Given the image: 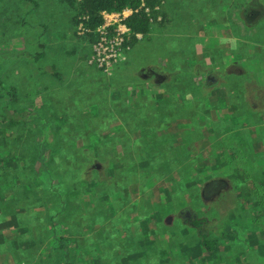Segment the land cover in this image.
<instances>
[{"label":"rangeland","instance_id":"obj_1","mask_svg":"<svg viewBox=\"0 0 264 264\" xmlns=\"http://www.w3.org/2000/svg\"><path fill=\"white\" fill-rule=\"evenodd\" d=\"M165 2L170 10L168 15L170 20H165L161 24H151L155 32L139 36L140 40L137 39L132 47L123 49V57L119 58L118 63L116 62L118 65L113 69L114 64H112L106 70L93 60L95 55L93 47L99 36H96L95 41L90 45L84 38H80L83 29L78 25L74 31L71 22L73 11L64 2L0 0V88L7 89H0V94L6 100L18 99V102L10 103L8 107L12 108V112L13 109L25 108L24 115H35L38 112L39 117V120L27 123L26 126H15L17 129L15 140L19 135L23 138L31 136L28 134L31 132L28 127L32 128L34 125L46 126L53 133L58 129L68 130L70 134L67 135L73 137L74 146L79 148L86 144L82 149L84 157L76 163L64 161L63 155H54L56 169L52 167L51 171L55 173L56 170L60 171L63 168L72 170V176L79 175V181L85 180L88 184L91 180H96L94 177L99 173L98 181L100 175L107 178L108 185L105 187L107 189L113 179L106 175L108 172L105 169L109 167L107 164L109 161L103 160L104 151L101 152L97 147L99 144L97 141L108 133L109 136L116 138L114 145L121 153L119 142L124 139L133 140L137 134L140 135L142 130L139 126L140 122L145 121L147 125L144 129L149 130L151 135L135 138L139 146V152L136 153L138 162L157 161L153 164L155 172L154 174L147 172L145 174L148 175L138 177L134 184L127 186L130 195L124 203V212L118 207L116 199L119 196L118 191L114 194L110 192L116 216H129L131 218L128 221L129 229L137 236H142L140 226L132 218L142 210L143 206L157 201L164 189H169L166 176L158 174L161 164L166 159L174 162L179 159L183 164L179 166L182 167L179 173L189 174L187 175L189 184H174L177 194L171 195L173 202L178 206L176 217L165 218V224L160 228L164 235L157 242V247L147 251L142 264H158L156 251L160 253L163 250L167 252L177 250L178 253L182 252L186 255L180 257V261L174 259V264H264V152L262 151L264 129L244 131H240L241 128L231 129V127L264 123V103L261 107V104L252 101L250 96L253 94L251 87L254 88V93L257 88H264V25L263 27L257 25L259 29L251 37L252 43L247 50L250 51L248 55L242 57L237 55V58H243L238 61L239 65L232 61L231 64L226 63L227 58H224V54H228L226 50L228 44L223 45L225 49H221V63L225 65L220 68V72H216L214 81L210 80L208 86L199 80L201 83L196 87L193 83V79L196 78L193 44L191 41L185 44L184 41L188 40L185 31L198 28L188 26L187 21L201 23L206 20L205 11L211 13L216 22L220 21V7H225V2L219 3L216 0H165ZM127 15L129 11L124 10L118 15L106 16V21L112 25H120V30L123 31L121 19ZM108 39L111 40V37ZM205 42L207 43V39ZM185 47L189 48L183 53ZM217 51L218 48L215 47L209 49L208 53ZM148 66L169 73L170 75L165 76L167 81L176 83L179 88L189 87L196 95L187 102L179 97L184 96V93L177 91L174 94L177 108L182 111L180 116L184 120L183 125L180 123L178 127L177 123L171 120L168 110L173 111L174 100L170 96L160 98V102L156 101L157 105L153 111H151L152 105L138 107V110H135L137 101L132 98L135 93V82L141 81L138 72ZM204 71L213 74L212 70ZM148 74L150 73L147 72L141 79L149 78ZM123 82L125 90L122 88ZM148 83L142 95H148L153 88L152 79ZM168 83L163 85L166 86ZM10 87L14 89L15 97L12 96ZM218 89L221 91H217ZM217 93L220 95L217 96ZM153 96L151 95L150 98ZM151 100L150 102L154 103V100ZM177 113L176 111L175 114ZM40 129L44 128L39 126ZM94 131L101 137L95 135ZM48 138L52 139L51 132ZM156 140L165 141V144L156 147ZM174 140L178 144L175 145ZM93 142L95 143L92 144ZM187 142H190L191 146H188ZM62 144L58 143V145ZM54 145H56L55 141ZM180 145H186V150L191 151L192 154L181 155L175 151L174 148ZM17 147L22 153L25 152L24 146L16 143L6 150L8 153L1 152L2 158L6 159L4 166L8 182H11L12 174L22 166L23 162L29 164L31 162L28 158L22 157ZM249 150L253 154L247 155ZM38 156L40 151H35L34 157ZM151 156L155 157L149 159ZM67 162L69 165L65 167ZM219 169L221 171H218ZM235 169L237 171H234ZM95 172L97 173L94 174ZM19 173L32 174V171L30 168L19 169ZM221 173L229 177L225 179L232 182L233 188L224 191L220 199L214 195L202 196L200 191L207 176L214 177V174ZM152 177L162 182H153ZM194 177L197 180L189 182ZM1 180L0 176V182ZM39 180L35 175V181L39 182ZM143 184H146V188L142 187ZM19 188L22 189L21 186ZM7 189L3 195L9 193ZM98 190L99 188L97 194ZM244 195H248V199L244 198ZM90 200V196H82L83 208L87 207V202ZM237 201L241 204L244 202L245 209ZM185 209L187 211L184 214ZM27 212L32 214L41 212L40 215L43 216L44 211L42 208L32 207ZM194 218L201 221H193V226L200 223L202 227L207 225L201 233L191 228V225L185 224V219L191 224ZM7 220L8 218L3 219L2 222ZM251 220L253 222L251 225L243 222ZM214 223L216 226H212ZM107 226V231L113 239H122V231L112 226L111 222H108ZM37 229L40 235V227L38 226ZM82 229L84 230L85 227ZM98 230L96 227L92 231L85 229L75 236L69 237L68 233L62 236L64 239L67 238L66 244L72 249L78 242L84 244H89L90 241L98 242ZM229 231L233 233L229 234V238L220 234L223 233L224 236L227 235L224 232ZM0 235H4L7 242L37 237L32 234L28 237L13 226L0 228ZM45 235L42 234L44 238V243L41 242L42 248L46 241L55 238ZM86 239L89 242H86ZM72 240H75V243L69 244ZM199 241L203 245L197 251L195 248ZM219 242H226L228 247L220 245L221 250L214 251L215 243L219 244ZM8 247L10 246L6 243V248ZM117 248L118 253L123 257L129 253L122 252L120 247ZM203 249L210 250V253H204L198 258L197 252L204 251ZM227 249L231 252L228 253ZM133 251L135 250L130 248V252ZM12 255L15 256V253L8 249L4 251V256L0 253V264H11ZM5 256L8 260L4 263ZM44 256L43 253L39 263ZM17 258L21 256L18 255ZM133 258L136 264L138 257L133 256ZM118 261L119 259L113 260L115 264Z\"/></svg>","mask_w":264,"mask_h":264},{"label":"trees","instance_id":"obj_2","mask_svg":"<svg viewBox=\"0 0 264 264\" xmlns=\"http://www.w3.org/2000/svg\"><path fill=\"white\" fill-rule=\"evenodd\" d=\"M60 1L71 7L73 11L71 22L74 31L77 29V26L80 25L83 29L80 38H84L89 45L95 41L96 36H99L96 30L104 24L103 13L113 14L121 13L123 10H129L130 14L121 20V24L125 25L130 32L129 35L125 37V40L123 39L121 42L123 48L132 47L138 39L136 37L137 34L144 35L149 31L151 23L157 19V6L161 4L160 0ZM115 27V24L107 27L109 36L114 32ZM39 55L41 54H38V56ZM116 64L117 63L114 65ZM54 75L59 76L58 74ZM0 89L5 90L6 88ZM10 90L11 93H13L12 96L15 97L14 89L10 87ZM17 100L18 99L15 98L6 100L0 94V176L2 177L0 182V228L13 226L28 237L31 234L37 235V237L20 240L14 239L7 242L4 235H0V253L4 256L5 250H12L15 256H11V264H28L32 262L37 264L43 253L45 256L40 261V263L43 264H115L113 260L118 259L119 261L116 264H135L133 256L138 257L136 264H142L144 262L143 257L146 256L147 251L157 247V242L160 241V238L164 235L160 231V228L165 224V218L169 216L174 219L176 217L178 206L173 202L171 195L177 194L174 190V186L176 183L179 185H184V183L189 184L187 177L189 174L179 173L182 170V167L179 166L183 164L179 159L177 162L166 159L161 164L162 166L158 174H164L166 176V180L169 182V189L163 188L164 190L159 194L157 201L143 206L142 210L132 218V220L136 221L135 223L140 226L142 231V236H137L135 232L129 229L130 223H128V221L131 219L129 216H116V209L115 206H113V202H111L112 198L110 192L114 194L118 191L117 193H119V196L116 197L118 200V207L124 212V203L130 195L127 186L129 184H134V181H137L138 177L148 175L145 174L147 172L154 174L155 171L153 169L155 166L153 164L157 161L155 163L138 162V155L136 153L139 152V146L135 138H139L142 135L150 137L151 135L149 130L144 129L147 123L145 121L140 122L139 126L142 129L141 134H137L135 138L133 137V140L124 139L119 142L121 153L116 150L114 145L116 142L115 137L109 136L108 133H105L104 136L101 137L98 132L94 131L95 135L102 138L97 141L99 143L97 147L101 152L104 151V154H102L103 156L105 155L103 160L108 159L109 161V163H107L109 167L105 169V171L108 172L106 175L113 179L109 187L105 189L108 185L107 178L100 175V181H98L99 173L94 177L96 180H91V183L88 184L85 180L79 181V175L73 174L72 176V170L63 168L60 170L61 172L56 170V172L53 173L51 171V169L55 168L54 155H63L65 158L64 161H74L76 163H79V159L84 157L82 149L85 148L86 144H83L82 147L79 148L74 146L73 137L67 135L70 134L68 130L62 131L57 128L58 130L53 133L52 130L46 126L34 125L32 128L28 127L31 131L28 134H31V136L23 138L19 135L15 140L14 136L17 133L15 126L21 125V127H23L26 126L27 123H34L35 120H39L38 112L35 115H24L25 108H21V110L13 109L12 112V108L8 107L10 103L18 102ZM168 112L170 116H174L169 110ZM26 116L28 118H26ZM181 117L182 116L175 114L174 121L177 123L176 126L178 127ZM39 126L44 129L39 130ZM49 132L52 133V139L48 138ZM135 134L136 133H133V135ZM169 136H171V134H169ZM173 136L175 138V135ZM58 140L63 141L60 142ZM54 141L56 145H54ZM31 142L32 144H30ZM15 143L24 146V153L21 152L19 147H17V149L20 150V153L23 155L22 157L28 158L31 162L30 164L26 163V161L23 162L22 166L16 169L14 174H12L11 182H8V175L5 172L4 166L6 159L2 158L1 152L8 153L6 150L8 148L10 149ZM58 143L63 144L58 145ZM94 143L95 142L92 144ZM174 143L175 145L178 144L176 140H174ZM163 144H165V141L159 142L156 140V147ZM187 144L191 146L190 142H187ZM174 150L181 153V155H189L191 153V151L186 150V145L177 146ZM35 151H40V156L37 158L34 157ZM98 154L101 155L100 152H98ZM152 157L155 156H151L149 159ZM66 164L65 167H68L69 163L67 162ZM26 168H30L32 174L19 173V169L25 170ZM234 171L237 170L235 169ZM96 173L97 172L94 174ZM35 175L40 179L39 182L35 181ZM152 180L153 182H162L159 179L155 180L153 177ZM194 180H197V178L194 177L189 182ZM19 186H21L22 189L19 188ZM142 187L146 188V184H143ZM6 189L9 193L3 195ZM84 195L91 197V200L87 202V207L85 208H83L81 202V198ZM243 197L248 199V195H244ZM237 203L242 205V208L245 209L244 203L241 204L239 201H237ZM21 205H24L25 208ZM32 207L42 208L44 211L43 216L40 215L41 212H37V214L27 212ZM186 211L185 209L184 214ZM6 218H8V220L2 222V220ZM198 220L201 221V219L194 218L190 224V222L185 219V224L191 225V228L201 233L207 225L202 227L201 223L199 225L195 223L196 226H193V221L197 222ZM108 222H111L112 226L117 227L120 232H123L122 239L117 240V238L113 239L111 237L107 231ZM174 222L175 221H173V223ZM214 225L216 226L215 223L212 226ZM38 226L40 227V235H38ZM82 227H85L88 231H92L97 227L99 229L97 232L99 241L96 243L90 241L89 244L77 241L78 243L74 248H68V244H66L67 238L64 239L62 235L68 233L69 237H71L81 234L82 231L85 230H83ZM171 228L173 229V225ZM224 233H227V235L223 236V233L220 234L222 237L228 236L226 238H229V234H233L230 233V231ZM42 234L46 237H55L46 241L43 248L41 245V242L44 243ZM86 242H89V240L86 239ZM6 243L9 244L12 249L10 247L6 248ZM70 243H75V240L69 241V244ZM224 243L226 242H219V244L215 243L214 251L217 249V252L220 251L221 249H219V246H224ZM201 245L203 244L199 241L195 249L197 251L200 250ZM117 247H120L122 252L129 253L123 257L118 253ZM180 247L181 245L179 244L178 248L180 249ZM226 247H228V245H226ZM130 248L135 251H133V253L130 252ZM71 250H73V252ZM203 250L204 251L201 250L197 252L198 258L202 257L204 253H210V250ZM227 252L230 253L231 251L228 250ZM156 253H158V264H174V259L180 261V257H186L182 252L178 253L177 250L170 252L163 250L160 253L156 251ZM215 254L216 253H214V255ZM18 255H20L21 258L18 259ZM176 256L178 258H175ZM7 260L8 258L5 256L3 262L5 263Z\"/></svg>","mask_w":264,"mask_h":264},{"label":"crops","instance_id":"obj_3","mask_svg":"<svg viewBox=\"0 0 264 264\" xmlns=\"http://www.w3.org/2000/svg\"><path fill=\"white\" fill-rule=\"evenodd\" d=\"M216 1L219 3H222L223 1L225 2V7H222V6L220 7V21L216 22L214 20V16L208 11L204 12L206 14V20L202 21L201 23H199L198 21H193V20L187 21L188 26L198 28L192 31H185V35L187 36L186 38L188 40L184 41L185 44L191 43V42L193 44L192 46V50L194 53L193 60H194L195 73H196V78L193 79L194 80L193 83H194V86L196 87L200 85L198 83H201L199 80H202V82L206 83V86H208L207 84L210 80L213 79L214 81L216 72H220V68L223 67V65H225V63H221V59H222L221 49L222 48L225 49L222 46L227 45V44H221L220 43L221 38H231V37L237 38L238 47L236 49H232L230 45H227L228 49L226 50L228 51V54H224L225 55L224 58H227L226 63L228 64H231V61H232L236 63L237 65H239L238 61L243 58L239 59L237 58V55H241V57L242 55H248V52L250 51H247V50L250 48V44L252 43L251 37L256 33L257 29H259L257 25L260 24L261 27H263L262 25H264V0H239V1L238 0H216ZM160 3L161 4L157 6L158 8L157 9L158 15L156 17L157 19L156 21H153L151 24L153 23L161 24L165 20H170L168 19L170 10L166 7L165 0H160ZM232 28H234L233 31H232ZM152 32H155V30H153L150 25V29L146 34H150ZM201 37H203L204 40L201 39ZM193 38L197 40H194ZM206 39H207V43L205 42ZM215 47L218 48V51L216 53H213V52L208 53L209 49H212ZM252 47L253 46L251 45V48ZM188 48L189 47H185L182 50V52L183 53L186 52ZM242 64L246 65V63H242ZM242 64H240V66H242ZM116 65L113 66V69ZM212 67L214 68L212 69ZM206 69L212 70L213 74L211 75L207 71H204ZM147 72L150 73L148 74L149 78L141 79V77L144 78ZM138 75L140 76L139 78L141 81L135 82L136 83L135 93L132 97L133 99H135V101H137L136 102L137 105L134 106L136 107L135 110H138V107L142 108L144 106L152 105L153 107L151 108V111H153V108L155 107V105H157L156 101L160 102L159 101L160 98L164 96H170L174 100V105H173L174 109L173 111L169 109V111L171 112V114L174 115V116H171V120L174 121L175 112L177 111L178 112L177 114L179 115L182 113V111L177 108V105L175 103L176 96L174 94L177 91L184 93V96H179V97H181L183 100H186L187 102L191 101L193 99L192 97L196 96L192 93L189 87L179 88L176 83H171V81H167L165 76L170 75V74L158 69L157 67L148 66V67L142 68L138 72ZM151 79L154 82V86L151 89L150 93L148 94L149 96L145 94L144 96L142 95V93L144 92V89L148 87L149 85L148 81ZM164 83H168V84L164 86L163 85ZM122 88L125 90L124 82L122 83ZM217 91H221V89H218ZM253 91H254V88L251 87V92L253 94H251L250 96H252V99H253L252 101H256L257 104H261V107H262L264 103V96H262L264 94V88H261V89L257 88L256 93H254ZM151 95L152 96L154 95L153 98H150ZM216 95L219 96L220 94L217 93ZM151 99L154 100V103L150 102L152 101ZM170 104H168V106ZM214 108L219 109V107H216V106H214ZM179 122L182 125L184 124L183 119H181ZM231 129H234V130L240 129V131L259 130V129H264V123H261V122L256 123V124L253 123L249 126L244 125L240 127L238 126L237 128L231 127ZM262 151L264 152V149ZM250 154H253V152L249 150L247 155H250ZM218 171H221V169H219ZM225 177L229 178L227 175L222 174V173L214 174V177L207 176V178L202 183L200 194H202V196L214 195V197L216 198L219 197L220 199L224 191H227L233 188V186L231 185L232 182H230L228 179L226 180ZM228 183L230 185H227ZM243 222L248 223V225H251L253 223L252 220L243 221ZM226 245L228 244L224 243V247H226Z\"/></svg>","mask_w":264,"mask_h":264},{"label":"built area","instance_id":"obj_4","mask_svg":"<svg viewBox=\"0 0 264 264\" xmlns=\"http://www.w3.org/2000/svg\"><path fill=\"white\" fill-rule=\"evenodd\" d=\"M113 14L118 15L119 13ZM113 14L103 13L104 24L98 27L96 30L99 34V39L93 47L95 52L93 60L99 65V67H103V69L106 70H108L112 64H115L120 57H123V49H127L128 47L123 48L121 42L123 41V39L125 40V37H127L130 33L129 30L125 27V25L121 24L124 28L123 31L120 30V25H115L116 27L114 28V32H112L110 36L108 35L107 27L112 24H109V22L106 21V16ZM127 16H124L123 18ZM139 36V34L136 35L137 38ZM110 37L111 40L108 39ZM110 45L111 48H109Z\"/></svg>","mask_w":264,"mask_h":264},{"label":"clouds","instance_id":"obj_5","mask_svg":"<svg viewBox=\"0 0 264 264\" xmlns=\"http://www.w3.org/2000/svg\"><path fill=\"white\" fill-rule=\"evenodd\" d=\"M124 11V10H123ZM129 11V10H128ZM130 13V11H129ZM142 36V35H140ZM221 44H228L231 46L232 49H236L238 47V40L236 37H231V38H221L220 40Z\"/></svg>","mask_w":264,"mask_h":264},{"label":"bare ground","instance_id":"obj_6","mask_svg":"<svg viewBox=\"0 0 264 264\" xmlns=\"http://www.w3.org/2000/svg\"><path fill=\"white\" fill-rule=\"evenodd\" d=\"M104 124V123H103ZM108 125V124H107ZM79 213V212H78Z\"/></svg>","mask_w":264,"mask_h":264},{"label":"flooded vegetation","instance_id":"obj_7","mask_svg":"<svg viewBox=\"0 0 264 264\" xmlns=\"http://www.w3.org/2000/svg\"><path fill=\"white\" fill-rule=\"evenodd\" d=\"M186 215H187V214H186ZM186 215H185V216H186Z\"/></svg>","mask_w":264,"mask_h":264}]
</instances>
